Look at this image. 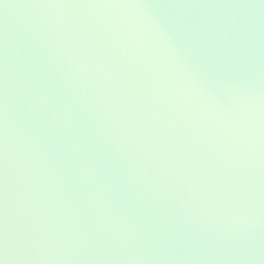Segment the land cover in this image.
I'll return each mask as SVG.
<instances>
[{
  "label": "water",
  "instance_id": "obj_1",
  "mask_svg": "<svg viewBox=\"0 0 264 264\" xmlns=\"http://www.w3.org/2000/svg\"><path fill=\"white\" fill-rule=\"evenodd\" d=\"M2 264H264V0H0Z\"/></svg>",
  "mask_w": 264,
  "mask_h": 264
},
{
  "label": "snow or ice",
  "instance_id": "obj_2",
  "mask_svg": "<svg viewBox=\"0 0 264 264\" xmlns=\"http://www.w3.org/2000/svg\"><path fill=\"white\" fill-rule=\"evenodd\" d=\"M0 264H2V261H0Z\"/></svg>",
  "mask_w": 264,
  "mask_h": 264
}]
</instances>
